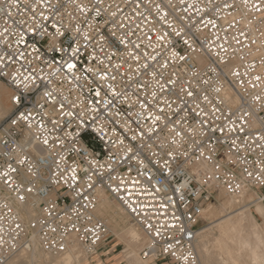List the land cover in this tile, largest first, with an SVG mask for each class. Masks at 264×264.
<instances>
[{"label": "built area", "instance_id": "built-area-1", "mask_svg": "<svg viewBox=\"0 0 264 264\" xmlns=\"http://www.w3.org/2000/svg\"><path fill=\"white\" fill-rule=\"evenodd\" d=\"M0 81V264L96 255L101 193L144 260L200 264L213 194L264 189V0H0Z\"/></svg>", "mask_w": 264, "mask_h": 264}, {"label": "bare ground", "instance_id": "bare-ground-1", "mask_svg": "<svg viewBox=\"0 0 264 264\" xmlns=\"http://www.w3.org/2000/svg\"><path fill=\"white\" fill-rule=\"evenodd\" d=\"M0 85L11 97V92L1 81ZM230 97L232 102L236 101L233 95ZM217 193L220 206L217 208L210 202L204 209L202 217L208 226L198 231L195 242L200 264H264V229L250 213L253 208L255 213L264 217V204H261L264 197L251 194L248 189L239 197L229 196L221 189ZM23 212L26 213V221L32 218L27 207L23 208ZM124 213L108 196L100 194L94 214L105 222L108 235L116 236L125 243L127 264H148L150 260L142 258L147 238ZM207 229H214L217 234L210 237ZM90 259H95V255L89 258L91 263ZM87 261L88 257L78 245H73L63 255L51 257L39 249L34 239L29 252L15 255L6 264H86Z\"/></svg>", "mask_w": 264, "mask_h": 264}, {"label": "rangeland", "instance_id": "rangeland-1", "mask_svg": "<svg viewBox=\"0 0 264 264\" xmlns=\"http://www.w3.org/2000/svg\"><path fill=\"white\" fill-rule=\"evenodd\" d=\"M3 84V83H2ZM3 86H5L3 84ZM12 106L10 102V97L8 96L7 91L0 85V123L3 122L11 113ZM218 190L213 194V199L210 201L213 204H216V207L219 208L220 204L217 200ZM251 194H256L259 197H264V189L263 190H249ZM209 202V203H210ZM207 203L204 209L209 204ZM264 204V201L261 202ZM232 210V209H231ZM251 215L256 219V222L261 225L264 229V217H260L257 213L254 212V209L251 208ZM129 220V217L126 213H124ZM131 223V221L129 220ZM208 223L202 217L201 223L199 225V230L207 228ZM206 232L209 233L210 237L215 236L217 233L214 229H207ZM143 235V234H142ZM126 245L124 242L119 240L116 236L109 235V237L104 241V243L100 246V250L95 255V259H90L92 262L90 263L89 258L86 264H127L125 259L124 250L126 249ZM148 264H154L153 262H149Z\"/></svg>", "mask_w": 264, "mask_h": 264}, {"label": "snow or ice", "instance_id": "snow-or-ice-1", "mask_svg": "<svg viewBox=\"0 0 264 264\" xmlns=\"http://www.w3.org/2000/svg\"><path fill=\"white\" fill-rule=\"evenodd\" d=\"M74 67H75L74 64H71V63L68 64V68H69V69H72V68H74Z\"/></svg>", "mask_w": 264, "mask_h": 264}]
</instances>
